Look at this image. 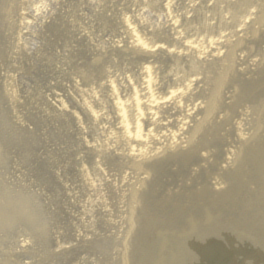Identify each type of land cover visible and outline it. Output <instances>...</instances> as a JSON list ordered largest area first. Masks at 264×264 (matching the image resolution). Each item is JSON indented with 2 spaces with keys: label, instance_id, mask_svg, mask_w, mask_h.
<instances>
[{
  "label": "rangeland",
  "instance_id": "1",
  "mask_svg": "<svg viewBox=\"0 0 264 264\" xmlns=\"http://www.w3.org/2000/svg\"><path fill=\"white\" fill-rule=\"evenodd\" d=\"M84 1L89 0H0L2 259L9 258L8 263L12 264H141L145 262L143 251L133 248L131 238L144 226H149L158 235L184 234L194 241V235L204 231L202 224H206L207 229H218L220 237L216 238L223 236L224 239L225 234L232 237V225L228 219H232L236 233L248 234L249 230L243 228H249L255 222L264 229V212L253 205L258 197L254 198V190L260 191L264 203V185L261 179L248 175L254 155L261 154L264 162V0H255L256 16L241 36L243 40L236 41V54H244L242 61L232 56L230 62L222 60L219 67H215L218 62L207 67L210 71L206 85L207 110L211 112L202 125L205 127L202 129L204 142L207 143L203 147L207 154V179L189 171L187 175L179 172L171 175L155 170L141 185L135 174L143 172V167L142 170H131L134 175L130 174V182L134 191L120 185L111 189L109 180L98 177L97 171H94L95 175L89 173L88 165L93 166L97 158L84 147L83 139L91 136L98 143V138L92 131L90 136L80 135L72 120L59 114L55 97L58 96L68 110L74 111L71 107L76 94L72 80L76 79L77 68L72 64L93 60L87 52L88 47L75 37L78 29L94 33L91 36L103 44L107 40L117 42L120 39L117 33L120 32L119 18L122 14L131 21L134 7L140 20L146 23L147 33L154 28L157 30L151 34L160 32L166 24L163 18L159 19L162 0H154L153 7L149 2L137 5L141 0H95L97 5L92 23L81 18L83 14L90 15L83 9ZM168 1L172 4L169 9L172 22H180L188 5L205 8L203 16L196 14L203 17L197 23L193 19L194 24L178 28L183 43L197 45L198 41L215 39V29L205 27L217 22V12L210 5L213 0H207V3L206 0ZM225 6L218 4L216 8L222 12V17L228 14ZM30 8H38L40 16L34 19ZM25 12L30 14L23 21L31 22V26L20 36L17 27L22 21L20 15ZM235 25L236 21L229 26ZM230 31L228 26L222 28V32ZM149 40L153 38L149 37ZM165 40L162 44L176 46ZM71 49L81 51L83 55L73 52L67 63L64 52ZM109 56L117 63L111 76L118 82L122 68L134 72L138 69L133 57L115 52ZM156 65L160 71L154 64L150 69L155 68L157 76L162 79L165 73H161L167 71L165 65L169 63L161 60ZM175 76L169 73L166 83L170 85ZM202 86L199 84L198 88L201 90ZM209 91L219 93L212 109L208 108ZM236 95L244 99L258 98L260 103L253 106L251 102L236 100ZM120 96L124 102L128 98L124 91ZM105 112L107 127H113L111 111L105 109ZM240 122L243 126L239 133L234 125ZM140 130L145 133L144 127ZM242 146L249 148L242 149ZM247 150L253 154L247 155ZM101 155L109 167L122 161L110 151ZM81 166L91 175L92 183L102 187L99 197L89 196L82 186L78 176ZM216 175L222 180L214 178ZM212 178L223 184V197L228 196L233 202L230 207L216 208L219 202L215 201L218 195L211 190ZM112 182L117 185L118 180L115 178ZM192 191L194 196L190 194ZM27 214L35 217L37 225L30 222ZM25 240L28 245L19 248L18 243ZM256 245H264V237L255 239V243L232 242L229 255L218 254L203 263L195 258L185 261V257H181L180 263L242 264L246 252ZM173 248L170 245V250ZM165 258H160L156 264H165Z\"/></svg>",
  "mask_w": 264,
  "mask_h": 264
},
{
  "label": "bare ground",
  "instance_id": "2",
  "mask_svg": "<svg viewBox=\"0 0 264 264\" xmlns=\"http://www.w3.org/2000/svg\"><path fill=\"white\" fill-rule=\"evenodd\" d=\"M153 1L141 0L136 4L141 6L149 2V6L153 7ZM96 2L95 0L83 2L84 11L90 15L83 14L81 18L87 23L88 19L92 23V18H95L93 10L97 5ZM213 2L210 5L211 9L217 12V22L209 23L205 27L210 30L215 29L213 31L216 33L215 39L198 41V46L192 42L183 43L184 39L180 36L182 35L180 29L194 24L193 19L196 20L195 23L202 19L203 17L200 16L205 14V8L196 6V4L188 5L187 12L181 16L180 22L175 20L172 22V19L169 18V9L172 4L168 0L161 1L159 19L163 18L166 24L160 29V32L151 34L152 31L157 30L154 28L147 33L146 23L140 20L136 8L133 7L131 21L122 14L119 18L120 32L117 33L120 39L117 42L107 40L103 44L99 39L91 36L94 33L84 29H78L75 34V37L88 47L87 52L93 57V60L80 65L72 64L77 68L74 75L76 79L72 80V88L76 94V98L72 101L74 106L71 107V110L74 111L68 110L63 101L58 99V96L55 97L57 99L56 109L59 114L68 116L72 120L80 135L83 133L90 136V131H92L97 136L98 143L93 141L91 136L90 139H83L84 147L88 151L90 150L94 158H97V162H93V166L88 165V171L92 175H95L94 171H97L98 177L109 180L111 189L120 185L121 188L134 191L133 184L130 182V174L134 175L131 170H142L143 167L145 168L143 172L141 171L142 175L141 172L135 174L136 180L141 185L147 182L155 170L161 173L166 171L171 175H175L177 172L187 175L189 171L194 176H203L207 179V154L203 151V147L207 143L204 142V133H202V129H205L202 126L205 117L211 112V110H207L206 85L209 82L207 75L210 72L207 67L213 66L217 62L218 66L215 67H219L222 60L230 62L232 56L237 61H242L244 54H236V41L243 40L241 36L245 34L246 27L252 23V19L256 16L255 0H213ZM218 4H226L225 7L228 8L226 17H222V12L219 9L216 10ZM29 12L20 15L22 21L17 27L20 36L23 34V30H27L31 26V22L23 21L24 18L29 14L34 19L40 16L38 8H30ZM234 21H236V25L230 27L229 25ZM225 26L231 29L230 33L222 32V28ZM149 37H152L153 40H149ZM164 40L176 46L167 44L166 46L162 44ZM71 50L64 52L63 58L67 63L73 52L83 55L81 51ZM113 52L135 58L133 63L138 66L136 72L122 68L120 82L111 76L113 74L111 71L117 68L113 57L109 56ZM189 58L192 59V63ZM161 60L170 65V69L169 65H165L167 73H161V75L165 73L162 75V79L156 74L161 70L156 65ZM151 64L156 66L157 71L155 68L150 69ZM98 67L99 72L97 73ZM169 73L177 75L170 85L165 81ZM221 75L223 74H219V76ZM99 81L101 82L98 84ZM199 84L203 85L201 90L198 88ZM197 88L198 92L195 94ZM123 91L128 95L125 102L120 100V94ZM236 96L238 97L236 100L251 102L253 106L260 103L258 98L244 99L240 95ZM218 97L217 91L208 92V108L212 109L211 107L217 103ZM12 98L15 97L12 96ZM105 109L112 113L113 127H107L108 118ZM242 126V122L234 125L239 133ZM141 127L145 128V133L140 130ZM240 139L243 137L241 136ZM243 148H249V146H242ZM107 151L117 154L122 161L109 167L106 159L101 155ZM247 151V155L253 154L249 150ZM257 156L254 155L251 158L248 175L261 179L262 181H260L264 185L263 157L261 154H257ZM96 164L98 168L95 166ZM170 166L173 168L172 171L168 168ZM89 173L81 166L78 171L80 182L89 196L94 194L99 197L102 187L92 183ZM219 177L216 175L214 178L222 180ZM115 178L118 180L117 185H113L112 182ZM216 179L211 184L212 192L216 193L215 195H218V199H220L219 201L215 200L219 202L216 208L231 205L233 202L228 199L229 197L222 195L223 184L216 182ZM259 193V190H254V198L258 197L253 205L264 212V203ZM190 194L194 196L193 191ZM240 206L241 204L238 205V209ZM2 218H6V216L2 215ZM27 218L32 224L37 225V220L32 214H27ZM227 221L232 225V237L225 234L224 239L226 240L223 239V236L221 239L216 238L220 237L219 230L207 229L206 224L201 225L204 227L203 232L194 235L195 241L187 238L188 235L184 237V234L158 235L149 226H144L139 231L145 240L137 232L132 236L131 244L134 249L143 251L145 262L141 264H156L160 258L166 256L168 257L164 259L165 264H181V257H185V261L195 258L198 262L203 263L202 261L213 259L218 254H231L232 242L255 243V239L264 237V229L256 222L252 223L249 228H243L249 230V233L244 235L236 233L232 219ZM27 242L26 240L19 242L18 247L27 246ZM170 245L174 246L173 250H170ZM12 257L14 256L11 255ZM3 259L0 256V264H12L8 263L9 258ZM193 261L196 262V260ZM242 264H264V245H256L247 251Z\"/></svg>",
  "mask_w": 264,
  "mask_h": 264
}]
</instances>
